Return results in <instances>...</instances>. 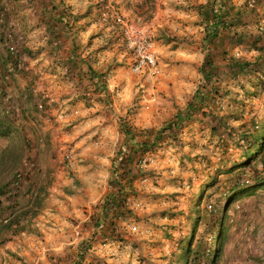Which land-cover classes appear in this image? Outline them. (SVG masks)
Masks as SVG:
<instances>
[{
    "label": "rangeland",
    "instance_id": "rangeland-1",
    "mask_svg": "<svg viewBox=\"0 0 264 264\" xmlns=\"http://www.w3.org/2000/svg\"><path fill=\"white\" fill-rule=\"evenodd\" d=\"M25 2L31 1L25 0L22 4L26 5ZM170 2L174 4L175 0ZM263 5L259 2L257 9L264 18ZM23 10L27 16L24 15L21 20H36L32 10L29 11L30 13L25 8ZM254 22V20L248 21L250 23L248 28L251 30L256 29ZM259 24H262V19ZM14 26L23 31L19 22H15ZM177 30L175 26H170L166 31L167 35H164L160 41L151 38L155 45L159 69L155 74L147 71L134 73L130 68L133 56L129 54L124 63L116 61L114 71L110 75L104 74L101 77L102 81L109 84V94L94 98V102L98 105L93 111H89V116L98 114L104 119H99V122L93 120L85 126L86 129L95 131L94 136L98 134L100 128L119 129V122L122 121L134 135V142L139 144L166 124L177 109L185 106L200 81L197 68L202 61V54L197 45L199 36L194 38L196 35L194 33L187 37V35L178 34ZM245 46L242 44L232 52L237 57L252 60L256 53ZM14 47L18 51L17 55L26 60L25 56L28 53L25 54V50L20 51L17 43ZM8 57V64L12 67L15 58L9 53ZM224 78L227 79L225 80L227 85L230 84L228 88H233V83H229L230 80L227 77ZM1 82L6 85L11 84L10 78L5 79L2 73H0ZM91 97L92 95L89 96ZM86 103L92 104L90 101ZM221 104L225 109L227 99L222 100ZM252 104L246 107L247 117L252 110L261 113L259 98H255ZM35 109L38 111L37 105ZM40 113L43 114V112ZM115 114L118 117L113 122L112 117ZM108 115H111L109 119ZM214 122V118L208 116L202 120L183 123L173 133L176 138H168L167 131L163 132L160 142L156 145L148 147L141 156L137 153L132 155L129 160V173L126 177L123 176V182L127 185L124 198L131 199L129 204H125L129 211H124L119 216L109 211L107 216H103L102 212L97 210L99 208L97 203L94 212L91 211L92 207L77 217L76 212L71 211L68 205L70 211L67 210L64 215L65 221L60 225L62 228H57L58 224L51 225L50 222L53 220L47 222V214H44V218L36 217V215L26 231L17 235L0 232V239L4 238L0 244L1 262L3 264H60L61 262V264H67L68 259H75L77 244L87 240L89 247L82 254L84 257L81 264H175V253L180 248L181 241L188 230L190 196L192 192L197 191V186L202 180H208L204 176L206 174L204 165L195 160V156L203 154L209 157V165L213 168L218 156H221L218 144L226 137L225 129L228 127L235 131L239 124V121L227 118V126L222 127L221 135L212 137L209 127ZM19 124L24 125L26 122L20 119ZM19 129L21 130L13 129V133H10L8 137L0 138V151L7 145L18 150V159L13 172L2 174L0 170V183L4 184V189L0 193V206L9 204L19 206L26 203L39 181L47 183V171L55 172L56 167L64 176H76L72 167L75 163H81L83 158V155L74 150L71 164H67L62 152L59 155L49 156L52 160L47 161L41 146L45 142L44 137L34 131L33 134L26 136L24 129ZM25 130L29 131L28 125ZM22 131L24 133H21ZM119 133L122 134L121 131ZM119 142L121 144L115 147L116 150H110L113 153L108 156L111 175L113 168L118 174L126 173V167L118 156L122 146L125 145V153H127L130 140L125 136L119 139ZM100 145L102 144L90 146V151L93 150L92 154H99ZM233 153L234 147H230L228 154ZM95 158L91 157L92 160ZM143 158H146L144 167L141 166ZM191 159H194V167L191 165ZM23 160L28 163L33 162L34 165H23ZM96 162L101 164L99 161ZM1 167L2 164H0ZM256 171L253 172L256 173ZM253 172L247 171L244 176L247 177ZM144 177L147 180L143 182ZM218 178V185L223 188L229 179L222 174ZM67 191L65 190L66 193ZM44 194L47 195V186ZM209 196L212 202L217 197V193L212 192ZM47 205L59 215L65 212L59 209L57 201L47 202L46 200L42 201L37 214L42 212L44 207L47 208ZM76 206H79L78 203ZM81 208L86 207L82 205ZM8 212L9 209L3 212L0 218ZM227 213L224 252L217 264H264V191L258 190L251 196L234 201ZM62 219L61 216L58 221L62 222L60 221ZM96 220L103 224L101 228L94 225ZM77 223L78 227L74 229ZM123 223L136 224L141 232L125 233L124 237H119L114 234L113 228ZM47 224L55 228H47ZM5 244L9 246L7 249L3 247ZM122 244L127 246L122 247Z\"/></svg>",
    "mask_w": 264,
    "mask_h": 264
},
{
    "label": "crops",
    "instance_id": "crops-1",
    "mask_svg": "<svg viewBox=\"0 0 264 264\" xmlns=\"http://www.w3.org/2000/svg\"><path fill=\"white\" fill-rule=\"evenodd\" d=\"M23 1L0 0V65L8 67L11 80L9 85L1 84L9 98L8 104L15 107L17 113L20 111V119L26 122L20 125V119L14 120V129L23 128L26 136L33 131L41 134L45 139L41 146L47 161L52 160L49 156L67 150H76L83 155L81 163L72 165L76 172L74 177L64 176L58 167L54 169L56 173L47 171V195L43 201H57L59 209L65 212L59 215L47 205L36 217L44 218L47 214V222L53 220L51 225L58 224L56 227L62 228L60 225L64 223L69 208L80 217L83 211L92 207L94 212L95 205L102 201L111 178L108 156L113 152L110 150H116L115 147L121 144L119 139L125 137L118 128H100L96 136L95 131L85 128L93 120L104 119L98 114L89 116V111L98 105L94 98L109 94V84L101 77L110 75L116 61L124 63L130 54L124 45L121 25L113 21L114 15H121L124 22L133 27L147 30L150 38L156 41L167 35L170 26H175L178 34L187 37L195 33L194 38L199 36L200 40L203 30L192 5L206 0H175L174 4L171 0H31L25 2L26 5L22 4ZM23 8L28 12L32 10L36 20H21L27 16ZM104 11H107L106 17L102 15ZM15 22L21 24L23 31L14 26ZM43 30L47 32L46 40L40 37ZM7 39L14 45L17 43L20 51L28 53L26 61L35 67L41 88L47 89L52 97L45 103L43 114L35 109L40 100L32 90L35 78L8 64L9 57L3 43ZM88 101L92 104L88 105ZM62 113H67V117ZM117 117L115 114L112 121ZM26 125L29 131L25 130ZM98 144H102L99 154H92L90 146ZM82 205L86 208H81ZM61 216L63 219L59 222ZM77 227L78 223L73 228ZM47 228L55 227L47 224ZM3 247L7 249L9 246L5 244ZM0 264H3L1 257Z\"/></svg>",
    "mask_w": 264,
    "mask_h": 264
},
{
    "label": "trees",
    "instance_id": "trees-1",
    "mask_svg": "<svg viewBox=\"0 0 264 264\" xmlns=\"http://www.w3.org/2000/svg\"><path fill=\"white\" fill-rule=\"evenodd\" d=\"M259 2L264 4V0H206L192 5L200 17L203 33L198 42L202 54L197 68L200 81L190 99L182 109L176 110L166 124L139 144L134 142V135L125 123L119 122L120 131L130 140L127 153L124 152L120 159L126 173L118 174L113 168L109 190L99 203L103 216H107L109 211L115 216L129 211L124 198L127 185L123 182V176L129 173V160L133 154L141 156L148 147L160 142L163 132L167 131L168 138H176L173 133L183 123L212 116L215 122L209 127L210 133L212 137H219L222 127L227 126V118L239 121L235 131L228 127L225 129L226 137L218 144L221 156H218L213 168L209 165V157L203 154L195 156V160L204 165V176L208 180H202L197 191L190 196L188 230L175 253V264H217L224 252L227 212L231 205L258 190L264 191V18L257 9ZM262 7L264 11V5ZM261 19L262 24H259ZM250 20L255 21L256 29L248 28ZM242 44L255 51L256 56L252 60L237 57L232 52ZM224 77L233 83V88H228L230 84L227 85ZM5 96L6 91L0 83V137L13 133V122L19 119L20 112L17 113V109L8 104L9 98L6 100ZM255 98L261 101V113L252 110L247 117L246 107L253 105ZM224 99H227L225 109L221 104ZM230 147H234L233 154H228ZM17 151L11 145L0 151L2 174L13 172L18 159ZM191 160L194 167V159ZM247 171L256 173L245 177ZM221 174L229 179L223 188L218 185ZM46 186L45 181H39L23 205L0 206V216L9 209L8 214L0 218L1 233L17 235L27 230L41 206ZM3 189L4 184L0 183V193ZM212 192H216L217 197L211 202L209 195ZM97 220L94 225L101 228L103 224ZM3 241L4 238H1L0 244ZM88 247L87 240L78 243L75 259H68L67 264H81L82 254Z\"/></svg>",
    "mask_w": 264,
    "mask_h": 264
},
{
    "label": "built area",
    "instance_id": "built-area-1",
    "mask_svg": "<svg viewBox=\"0 0 264 264\" xmlns=\"http://www.w3.org/2000/svg\"><path fill=\"white\" fill-rule=\"evenodd\" d=\"M106 14L107 11H104L102 15H105L104 17H106ZM113 21L121 25V34L124 39L125 48L133 56V63L130 65L131 70L134 73H143L147 71L150 74H155L156 72H158L159 69L155 45L154 42L151 40L150 36L148 35L147 30L133 27L132 25L125 23L122 16L119 14L114 15ZM40 37L43 40L47 39L46 30L41 31ZM4 47L7 52L15 58L12 67L16 70H22L26 74L31 75V77L35 78V83L32 86V90L40 97V100L36 104L38 111L44 113L46 111L45 103H47V100H52V97L47 91V89L41 88L42 84L39 81V76H36L35 67L30 62L23 60L22 57H19L17 55L18 51L9 39L4 42ZM0 73L4 75L5 79L10 78L9 69L7 68V66L0 65ZM5 97L6 98L4 99L7 100L8 96L6 95ZM61 115L63 117H67L68 114L62 113ZM125 151V146H122L121 153L118 156L119 160L121 159L122 154ZM74 153V150H67L63 152V158L65 159L67 164L72 163ZM23 165H34V163H28L27 161L23 160ZM145 165L146 158H143L141 166L144 167ZM146 180L147 179L145 177L142 178L143 182ZM130 201L131 199L127 198L126 204H129ZM113 232L119 237H124L125 233H140L141 230L136 224L123 223L122 225L115 226L113 228ZM76 233H78V231Z\"/></svg>",
    "mask_w": 264,
    "mask_h": 264
}]
</instances>
